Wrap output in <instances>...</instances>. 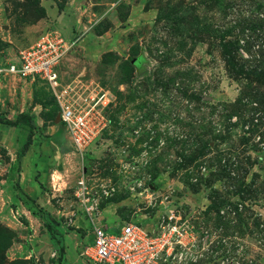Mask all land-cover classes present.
Returning <instances> with one entry per match:
<instances>
[{"label": "rangeland", "instance_id": "rangeland-1", "mask_svg": "<svg viewBox=\"0 0 264 264\" xmlns=\"http://www.w3.org/2000/svg\"><path fill=\"white\" fill-rule=\"evenodd\" d=\"M38 1L0 0V65L44 32H22L45 17L43 5L73 4L84 28L59 65L62 84L83 74L113 102L81 156L66 134V153L51 141L62 127L43 81L17 82L7 96L8 108L14 99L31 114L33 132L17 160L29 130L0 125V264H90L88 219L64 225L63 256L42 224L26 228L19 187L40 171L55 182L41 181L37 202L54 213L79 214L83 181L97 226L190 223L211 241L197 264H264V0ZM8 108L0 115L15 117Z\"/></svg>", "mask_w": 264, "mask_h": 264}, {"label": "built area", "instance_id": "built-area-1", "mask_svg": "<svg viewBox=\"0 0 264 264\" xmlns=\"http://www.w3.org/2000/svg\"><path fill=\"white\" fill-rule=\"evenodd\" d=\"M78 40L46 30L33 45L20 50L12 63L0 65V79L43 81L53 96L68 141L83 156L107 128L106 112L113 97L83 74L62 84L59 65ZM78 185L76 197L91 220L95 205L89 201L83 181ZM92 234L93 245L85 252L90 264H197L206 243L211 244L207 232L197 237L190 223H159L155 231H147L138 223L123 222L114 232L92 223Z\"/></svg>", "mask_w": 264, "mask_h": 264}, {"label": "crops", "instance_id": "crops-1", "mask_svg": "<svg viewBox=\"0 0 264 264\" xmlns=\"http://www.w3.org/2000/svg\"><path fill=\"white\" fill-rule=\"evenodd\" d=\"M43 6L45 8V17L43 19H41V21L38 22V24L32 25V26H27L26 28H24L22 30L23 33H29L30 39H32V40L34 39V36H33L34 32H37L38 30L45 31L49 27H53L56 30H58L59 32H61L62 35L66 39H69V38L73 39L75 36H77V34H74L75 27H79V25H80V27H81L80 30L81 29L83 30L84 25L82 24V13L78 12L77 8L75 6H73V4L71 6L67 5V7L64 8L61 12L58 11L56 5H54V6L43 5ZM42 31H40V32H42ZM71 35H73V38H71ZM10 37H11V33L9 30V32L7 33V35H5L3 37V39L7 40L8 42H11ZM36 40H37V37L32 42V45H33V43L36 42ZM8 47H9V44H8ZM20 81H22L24 83H28V84L33 83V82L24 81V80L15 78V77H4V78L0 79V112L3 110H6L8 108L7 104H5L6 103L5 101L7 100V96L8 95L12 96V94L17 91L15 86H17L19 84L17 82H20ZM10 100H11L10 104H12V106H10L8 109H11V112H12L11 114H15V117H16L19 114L25 113L30 118H32L30 113H27L24 109H21L19 103L16 106V104L14 103V99H10ZM23 106H24V104H23ZM2 116L6 117L8 119H15V117H11L12 115H10V116L9 115H2ZM0 125H2V124H0ZM62 131H63V136L65 139V131H64L63 127H62ZM31 146H32V143L29 146L26 153L22 156V158L26 155L25 158L27 159V157L29 156L30 148H32ZM57 147H56L57 151H58V148L61 151V148L60 147L57 148ZM60 153H63V152H60ZM32 171H33V173H35L34 170H32ZM50 179H51V186L54 187V182H55L54 175H51V178H50V176L48 177L47 175L41 173V171H40V176L37 178V180H39V181L37 182L35 180V176L32 173L28 172V175L26 173V178L24 179V184H22V186L19 187L20 191L18 194L21 197L17 199V202L20 203L22 207L18 206V208L22 209L21 211L26 218L25 219L26 220V225H25L26 228H30V230H32L35 226L34 222H36V223H38L37 226H40L42 224L43 228L45 229L43 222H42V219H40V217L33 214V208L32 209L29 208L32 205V203L29 202L31 204H25L23 202V200H25V199L27 200V197L32 199L34 201V204L38 205V207L40 209H42V211L45 213V215L50 220H53V222L57 223V228L61 230L63 238H66V234H67V232L65 231L64 225L69 226V225H73L75 223H78V225L81 226L84 222H86L88 220L91 223H94L95 220H98L97 218L93 219V215H92L91 220L89 218H87L85 210H84L83 206L80 204V202H78V205H79L78 206V212L80 215L78 213L75 214V212L73 211L72 214H70L71 217H68L69 215L65 214L63 210H58L57 213H54L51 210L47 209L46 207L40 205L37 202L38 197H40V195H41L40 183L42 181V182H48V184H50ZM22 198H23V200H22ZM86 219H88V220H86ZM38 221H40L41 223ZM45 231L47 233L46 229H45Z\"/></svg>", "mask_w": 264, "mask_h": 264}, {"label": "trees", "instance_id": "trees-1", "mask_svg": "<svg viewBox=\"0 0 264 264\" xmlns=\"http://www.w3.org/2000/svg\"><path fill=\"white\" fill-rule=\"evenodd\" d=\"M32 1L35 4V6L39 5V1L38 0H32ZM57 9L59 11H61L62 8H61L60 5H58ZM41 15L44 16V10L42 8H41ZM4 46L7 47L8 45L6 44ZM224 51H226L228 54L231 52V50L229 48L228 49L224 48ZM227 61L229 63V62H232L233 60L229 59ZM249 74L253 75V76L254 75L255 76L259 75L258 78H260V79H262V77H263V73L257 74V73H254V72H250ZM241 100L242 99L238 98L236 103L235 104H231L229 106V108H232V109H234V107L236 108L237 107L236 105H238L241 102ZM57 120H58L57 122L61 125V127H63L62 124L60 123L59 119H58V114H57ZM0 124L5 125V126H11V127L28 128V130H29L28 131L29 132L28 140H26V142L23 144V146L21 148L20 154L17 157V160H19L26 153V151L28 150V148H29V146L31 145V142H32V135H31V131L33 130L32 119L25 113L17 115L15 117V119H8V118L3 117V116L0 115ZM58 137H59V139H58ZM51 141L55 145L60 147L61 151L63 153L67 152V149H65V147H63L64 146L63 145L64 136H63L62 129L55 136L51 137ZM22 200H23V198H22ZM23 202L25 204H29V202H31L32 205H35L34 201L32 199L28 198V197H27V200L25 199V200H23ZM29 208L32 209L31 206ZM33 214L38 216V217H40V219H42L43 225H44L45 229L47 230L48 235L51 236V240L55 242L56 246L58 247L59 252L63 256L64 255L63 235H62L61 230L57 228V223L53 222V220H50L45 215V213L42 211V209H40V208H38L37 211H35V209L33 208ZM111 231L114 232V229H111Z\"/></svg>", "mask_w": 264, "mask_h": 264}]
</instances>
